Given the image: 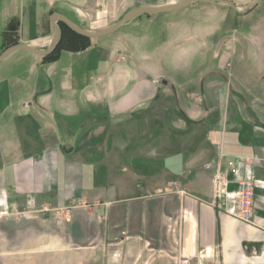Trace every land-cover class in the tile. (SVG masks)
I'll list each match as a JSON object with an SVG mask.
<instances>
[{
    "label": "crops",
    "instance_id": "obj_1",
    "mask_svg": "<svg viewBox=\"0 0 264 264\" xmlns=\"http://www.w3.org/2000/svg\"><path fill=\"white\" fill-rule=\"evenodd\" d=\"M124 1L0 0V33L16 18L19 43L46 49L53 13L92 28L108 25ZM230 1L235 7L190 5L200 13L193 29L175 27L168 39L137 34L153 22L147 16L82 50L71 38L74 48L52 62L30 51L3 61L0 207L64 210L70 239L84 248L120 245L133 264H264V0ZM170 38L177 42L169 56L173 70L187 74L212 60L193 85L178 83L162 64ZM90 50L92 82L59 72L64 52L74 58ZM187 54L197 61H185ZM24 61L34 75H63L64 95L6 99L4 87L19 79ZM218 171L229 191L256 180L253 223L225 213L229 203L213 189ZM54 214L34 218L47 222Z\"/></svg>",
    "mask_w": 264,
    "mask_h": 264
},
{
    "label": "rangeland",
    "instance_id": "obj_2",
    "mask_svg": "<svg viewBox=\"0 0 264 264\" xmlns=\"http://www.w3.org/2000/svg\"><path fill=\"white\" fill-rule=\"evenodd\" d=\"M178 1L180 0H125V8H123L119 15L113 16L108 25L115 23L126 12L136 7ZM192 6L182 10L152 16L154 17L153 22H147L137 27V34L140 36L146 35L152 37L151 40H154L156 35L167 37L168 39V37L171 36L169 34L175 31V27L183 26L191 29L192 23H195L197 16H199L198 14H200L190 12L188 9H191L190 7ZM146 17L147 16H143L142 19L145 20L147 19ZM0 20H2V15H0ZM108 25H97L87 29H97ZM170 40V42L164 43V45H166L161 48L163 52V58L161 59L164 61L162 64L166 65V71L178 81V83L182 82L188 86L193 85L192 83L201 75L200 72L207 70L208 66L212 64V60H206L207 63L200 64L199 66L196 63L195 65L198 67H195L193 71L189 68L190 71L187 74L173 70L168 63L170 59L169 56L173 53L172 47L177 42H175L174 38H170ZM86 43H92L91 39L87 40ZM187 43H190V41ZM155 46L156 42H153L152 47L155 48ZM155 50L157 49L155 48ZM83 55L71 58L69 54L64 52V56L62 55L63 57L58 63L59 72L64 71L62 74L68 73L71 79L79 83H81L82 80L84 82H92V79H94L96 75V58L94 57L93 50ZM185 57V61L194 63L198 59V57L191 58L189 54ZM148 60L149 59H147V61ZM6 66L8 65L4 64L2 67ZM31 67L32 65L29 61H24L22 63L19 74L17 75L19 79L11 81L12 84H16H11V86L6 85L4 87L6 99L14 103L20 100L34 103L36 98L42 94L50 99L62 97L64 95L61 90L63 75L59 77H57V75L49 77L45 72H42L40 76H37L32 73ZM1 108L3 107L0 106V109ZM17 108L18 107L15 106L13 108L14 111H16ZM41 111L45 113L43 110ZM75 124L78 125L79 122ZM52 209L56 210L45 213H55L54 220H48L47 222H37L36 218H34L40 217L41 219V217L44 216L42 212H25L23 215L12 216L15 219L10 217V220L8 218H6L8 220L0 219V264H133V257L127 249L120 245L106 244L105 246L95 248L94 244H88L85 248L81 247L76 238L70 239V233L66 224L67 218H64L66 217L64 216L66 211L57 208ZM14 220L20 221L21 223L14 224L16 223ZM75 236H77V233H75ZM182 261L184 262V258Z\"/></svg>",
    "mask_w": 264,
    "mask_h": 264
},
{
    "label": "water",
    "instance_id": "obj_3",
    "mask_svg": "<svg viewBox=\"0 0 264 264\" xmlns=\"http://www.w3.org/2000/svg\"><path fill=\"white\" fill-rule=\"evenodd\" d=\"M201 1L224 2V3H227L235 7L233 2L230 0H180L178 2H171V3H165V4L143 5V6H139L134 9L129 10L115 23L110 24L105 27L97 28V29L83 28L65 15L61 13H53L50 16V21L52 23V26L54 27V33L46 49H40L38 47L31 46L28 44L18 43V44L7 47L0 53V64L3 61H5L8 57H10L12 54L18 51H22V50L30 51L41 57H45V56L52 54L59 46L62 40V37H63L62 29L59 26L60 22L66 24L72 31H74L75 33L81 36H84L89 39H97V38H101V37L114 34L115 32L120 30L127 23H129L130 21L134 19H137L143 16H154V15H159L162 13L182 10L184 8L189 7L190 5L194 3L201 2Z\"/></svg>",
    "mask_w": 264,
    "mask_h": 264
},
{
    "label": "built area",
    "instance_id": "obj_4",
    "mask_svg": "<svg viewBox=\"0 0 264 264\" xmlns=\"http://www.w3.org/2000/svg\"><path fill=\"white\" fill-rule=\"evenodd\" d=\"M207 168L211 165L207 164ZM231 167L234 164L231 163ZM229 179L223 172L218 171L213 177V189L216 197L225 198L229 203L225 210V213L231 215L237 219H240L246 223H253V203H254V191L256 187L255 179L242 180L237 182V187L234 191L228 190ZM52 209L48 206H44L37 210V212H48ZM23 215V212H12L7 204L0 207V219H6L12 216ZM188 258H184V262H188Z\"/></svg>",
    "mask_w": 264,
    "mask_h": 264
},
{
    "label": "trees",
    "instance_id": "obj_5",
    "mask_svg": "<svg viewBox=\"0 0 264 264\" xmlns=\"http://www.w3.org/2000/svg\"><path fill=\"white\" fill-rule=\"evenodd\" d=\"M59 26L62 29V33H63L62 40L59 46L57 47V49L52 54L42 57V60L44 61V63L57 60L60 56V52L63 49H67V50L73 49L74 47H70V44H69L71 38L77 39L79 44H78V47H75V48H78L79 50L85 49L87 46L86 41L90 40L89 38H86L84 36H81L75 33L66 24L62 22L59 23ZM19 27H20L19 20L16 18H13L8 23L5 31L0 33V53L7 47L19 43V33H18Z\"/></svg>",
    "mask_w": 264,
    "mask_h": 264
}]
</instances>
